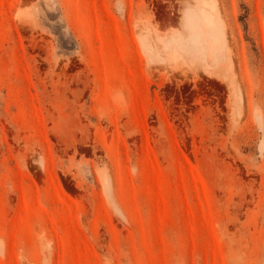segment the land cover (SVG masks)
Segmentation results:
<instances>
[{"label":"rangeland","instance_id":"374dc122","mask_svg":"<svg viewBox=\"0 0 264 264\" xmlns=\"http://www.w3.org/2000/svg\"><path fill=\"white\" fill-rule=\"evenodd\" d=\"M0 264H264V0H0Z\"/></svg>","mask_w":264,"mask_h":264},{"label":"bare ground","instance_id":"6f19581e","mask_svg":"<svg viewBox=\"0 0 264 264\" xmlns=\"http://www.w3.org/2000/svg\"><path fill=\"white\" fill-rule=\"evenodd\" d=\"M171 41L173 42V44H175L177 46V50L180 49H185V47H188V44L190 45L191 43H187L186 41H184L182 36H173ZM195 43V42H194ZM199 44V43H197Z\"/></svg>","mask_w":264,"mask_h":264}]
</instances>
